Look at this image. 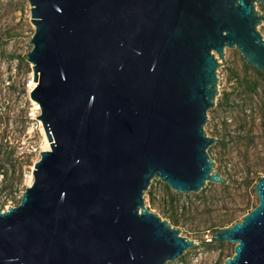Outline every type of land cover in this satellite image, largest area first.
<instances>
[{
    "label": "water",
    "instance_id": "obj_1",
    "mask_svg": "<svg viewBox=\"0 0 264 264\" xmlns=\"http://www.w3.org/2000/svg\"><path fill=\"white\" fill-rule=\"evenodd\" d=\"M27 1L50 149L19 205L0 208V264L175 263L198 243L146 193L155 179L184 195L228 185L208 113L227 49L264 75V0ZM255 192L258 205L208 240L234 245L223 264H264V176Z\"/></svg>",
    "mask_w": 264,
    "mask_h": 264
},
{
    "label": "rangeland",
    "instance_id": "obj_2",
    "mask_svg": "<svg viewBox=\"0 0 264 264\" xmlns=\"http://www.w3.org/2000/svg\"><path fill=\"white\" fill-rule=\"evenodd\" d=\"M258 8L262 11L261 6ZM264 36V23L258 27ZM35 32L31 6L27 0H0V208L19 205L25 189L33 182L34 164L47 150L40 110L31 99L33 67L27 60ZM227 63L218 69L220 95L208 113L206 130L218 142L209 153L216 169L228 179V185L208 183L199 193L184 195L155 179L150 187L155 200L146 193L147 207L170 221L174 212L182 235L198 246L188 250L173 264H223L234 254V245L208 246L213 233L227 218L243 216L258 205L257 179L264 176V78L250 67L237 49L226 50ZM220 63L222 61L220 60ZM257 83L258 88L254 89ZM9 153V160H5ZM32 152V164L23 153ZM24 181L18 184V168ZM149 189V190H150ZM148 190V191H149ZM16 191V193H13ZM216 225V226H215ZM230 224L228 226H232ZM183 258V260H182Z\"/></svg>",
    "mask_w": 264,
    "mask_h": 264
},
{
    "label": "trees",
    "instance_id": "obj_3",
    "mask_svg": "<svg viewBox=\"0 0 264 264\" xmlns=\"http://www.w3.org/2000/svg\"><path fill=\"white\" fill-rule=\"evenodd\" d=\"M246 67H247V69H249L250 67L248 66V65H246ZM256 70V69H255ZM256 72L262 77V78H264V75H263V73H261L260 71H258V70H256ZM258 88V86H257V83H255V85H254V89H257ZM4 150V153L6 154L5 156H6V158H5V160L7 161V160H9V153L6 151V149H3ZM24 157H26L27 159H26V164L27 165H31L32 164V155H33V153L32 152H28V153H23L22 154ZM4 166V164H2V165H0V170H1V168ZM18 173H19V176H18V184L19 185H22V183H23V181H24V171H23V167L21 166V167H19L18 168ZM261 177H259L258 179H257V182H258V180L260 179ZM166 190L167 191H170V189H169V187L168 186H166ZM13 193H16V191H13ZM147 194L151 197V199L154 201L155 200V194H154V192L152 191V189H150L148 192H147ZM20 201L21 200H19V202H18V204L20 203ZM172 207H173V209H174V212L172 213V214H170V223L173 225V226H179L180 225V219H179V217H178V214H177V211L175 210L176 209V207L174 206V201L172 200ZM256 207V206H255ZM238 219L236 218V217H231V218H227V219H225L224 221H223V223L221 224V225H219L218 227H211V228H209V229H213V233H212V235L218 230V229H221V228H224V227H227L228 225H230V224H235L236 223V221H237ZM216 226V225H215ZM205 245H208V246H222L221 244H219V243H214V242H209V241H206L205 242ZM182 260H183V258H182ZM169 264H171V263H169Z\"/></svg>",
    "mask_w": 264,
    "mask_h": 264
},
{
    "label": "bare ground",
    "instance_id": "obj_4",
    "mask_svg": "<svg viewBox=\"0 0 264 264\" xmlns=\"http://www.w3.org/2000/svg\"><path fill=\"white\" fill-rule=\"evenodd\" d=\"M36 85H37V83L34 81V82L32 83V88H34ZM36 108L39 110V106H38V104H36ZM45 136H46V135H45ZM45 148H46L47 150L50 149V142L48 141L47 137H46V146H45Z\"/></svg>",
    "mask_w": 264,
    "mask_h": 264
},
{
    "label": "built area",
    "instance_id": "obj_5",
    "mask_svg": "<svg viewBox=\"0 0 264 264\" xmlns=\"http://www.w3.org/2000/svg\"><path fill=\"white\" fill-rule=\"evenodd\" d=\"M12 205H10V206H7L5 209H3V210H6V209H8L9 207H11ZM13 206H16V205H13Z\"/></svg>",
    "mask_w": 264,
    "mask_h": 264
}]
</instances>
